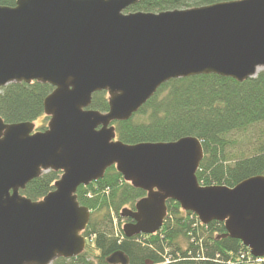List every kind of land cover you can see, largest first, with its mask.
I'll use <instances>...</instances> for the list:
<instances>
[{
  "label": "water",
  "instance_id": "water-1",
  "mask_svg": "<svg viewBox=\"0 0 264 264\" xmlns=\"http://www.w3.org/2000/svg\"><path fill=\"white\" fill-rule=\"evenodd\" d=\"M139 0H17L0 6V91L37 82L53 92L44 100L45 131L35 123L0 118V264H52L83 254L91 211L77 191L115 167L146 196L120 217L126 238L157 234L167 202L221 238L240 241L264 257V176L233 188L200 185L202 143L127 145L114 123L127 122L166 83L217 75L243 83L264 70V0H238L155 13H126ZM106 92L109 111L91 109ZM61 172L54 190L34 202L21 194L47 172ZM108 264H129L118 251Z\"/></svg>",
  "mask_w": 264,
  "mask_h": 264
},
{
  "label": "trees",
  "instance_id": "trees-1",
  "mask_svg": "<svg viewBox=\"0 0 264 264\" xmlns=\"http://www.w3.org/2000/svg\"><path fill=\"white\" fill-rule=\"evenodd\" d=\"M16 1L0 0V6L15 7ZM232 1L238 0H139L126 13L158 14ZM53 90L37 82L8 85L0 91V118L6 124L35 123L40 118L48 122L44 100ZM90 108L107 113V93L94 94ZM45 123L38 131L46 130ZM114 126L116 139L127 145L196 137L204 150L197 172L200 185L233 188L251 177L264 176V70L243 83L217 75L172 80L129 121ZM60 176L61 172L45 173L21 194L40 201L54 190ZM145 196L125 182L115 167L101 180L81 186L78 202L91 211L83 233L86 250L77 258L52 264H108L107 258L118 251L128 257L129 264H264L256 263L240 241L219 239L226 233L223 223L204 226L174 201L167 202V219L157 234L126 238L120 213L134 209Z\"/></svg>",
  "mask_w": 264,
  "mask_h": 264
},
{
  "label": "rangeland",
  "instance_id": "rangeland-1",
  "mask_svg": "<svg viewBox=\"0 0 264 264\" xmlns=\"http://www.w3.org/2000/svg\"><path fill=\"white\" fill-rule=\"evenodd\" d=\"M44 120H45V118H44V119L40 118V119H38V120L35 122V126H36L35 131H36V132L38 131V130H37L38 127H40L41 125H43V123H45ZM45 125L47 126V125H48V122H46ZM117 221H118V220H116V219L114 218V224H115V226L118 225V222H117ZM125 223H126V221H125V220H122V222L120 223V227L122 228L123 225H124Z\"/></svg>",
  "mask_w": 264,
  "mask_h": 264
},
{
  "label": "built area",
  "instance_id": "built-area-1",
  "mask_svg": "<svg viewBox=\"0 0 264 264\" xmlns=\"http://www.w3.org/2000/svg\"><path fill=\"white\" fill-rule=\"evenodd\" d=\"M250 255V254H249ZM243 258L245 257V256H242ZM262 262H264V258H261V259H256V263H262Z\"/></svg>",
  "mask_w": 264,
  "mask_h": 264
},
{
  "label": "flooded vegetation",
  "instance_id": "flooded-vegetation-1",
  "mask_svg": "<svg viewBox=\"0 0 264 264\" xmlns=\"http://www.w3.org/2000/svg\"><path fill=\"white\" fill-rule=\"evenodd\" d=\"M37 130H38V129H37ZM124 220L126 221V223H127V222H131L130 220H126V219H124Z\"/></svg>",
  "mask_w": 264,
  "mask_h": 264
}]
</instances>
